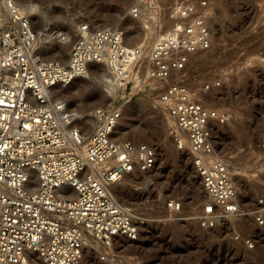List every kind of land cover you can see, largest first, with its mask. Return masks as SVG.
I'll return each instance as SVG.
<instances>
[{
	"label": "built area",
	"instance_id": "built-area-1",
	"mask_svg": "<svg viewBox=\"0 0 264 264\" xmlns=\"http://www.w3.org/2000/svg\"><path fill=\"white\" fill-rule=\"evenodd\" d=\"M141 1L157 16L154 40L129 44L122 29L86 22L64 61L37 59L31 15L20 0H0V264H87V248L97 250L91 239L109 249L115 238H140L153 219L122 199L117 186L152 172L158 153L150 142L115 135L125 104L139 96L160 107L181 135L175 147L187 151L208 195L198 224L212 229L248 214L215 142V126L229 113L206 101L213 84L197 90L190 79L194 57L214 41L211 5L177 2L164 25L157 0ZM141 13L139 3L129 11L134 19ZM92 63H104L117 88L110 105L90 111L94 124L85 134L86 125L50 90L89 77ZM165 204L169 214L163 220L184 219L178 198ZM251 214L264 225L262 208ZM242 240L255 245L252 238Z\"/></svg>",
	"mask_w": 264,
	"mask_h": 264
},
{
	"label": "rangeland",
	"instance_id": "rangeland-1",
	"mask_svg": "<svg viewBox=\"0 0 264 264\" xmlns=\"http://www.w3.org/2000/svg\"><path fill=\"white\" fill-rule=\"evenodd\" d=\"M32 1L39 5V10L45 9L49 3L57 4L63 17L60 20L49 19L45 12L37 13L36 16L40 17L33 20L35 28L39 24L45 28L44 24L50 21V26H62L72 32L81 18L89 24L97 23V19L101 18L124 32L130 27L142 30L144 26L142 18L134 19L129 14V8L137 0ZM180 1L157 0L164 25L170 23L169 10ZM208 2L213 9L215 37L210 48L201 50L194 57L193 78L190 76V79L197 90L207 82L213 84L207 92L206 101L210 106L226 109L229 113L225 123L215 126V142L230 167H235L240 173L235 181L242 208L248 214L239 219L221 220L212 229L198 224L196 216L208 196L200 187L202 183L191 158L187 151L175 147L179 134L174 123L160 107L139 96L134 100L143 103L139 105L144 112L140 117H150L151 126H146L145 136L131 135L126 138L153 144L157 149L158 164L156 170L141 179L134 182L128 180L129 185L119 184L117 193L126 202L141 207L154 221L142 229L138 240L132 241L134 248L131 250L126 251L122 246L125 241L118 238L113 243L111 258L105 253L102 256V251L97 248L98 252L91 250L93 258L95 256L100 264H264V225H258L251 214L257 208L264 210V0ZM101 19L98 23H102ZM146 32L144 36L151 42L157 29ZM43 37L41 41L52 43L53 47L58 45L53 39ZM63 54L64 48L63 52L53 53L55 58L61 59H64ZM217 82L220 85H215ZM103 99L100 95L94 97L89 111L95 106L106 105ZM137 121L140 122L139 119ZM168 172L174 174L173 181L162 177ZM133 187L141 189L135 191ZM120 188L134 192L133 197L121 194ZM147 196L152 201L150 205L143 202ZM168 198H178L182 202L181 216L185 220H163L169 214L165 204ZM236 234L241 239H236ZM247 237L254 240L253 248L242 240ZM88 260L87 264H90Z\"/></svg>",
	"mask_w": 264,
	"mask_h": 264
},
{
	"label": "bare ground",
	"instance_id": "bare-ground-1",
	"mask_svg": "<svg viewBox=\"0 0 264 264\" xmlns=\"http://www.w3.org/2000/svg\"><path fill=\"white\" fill-rule=\"evenodd\" d=\"M137 3L141 4L142 13H141V16L139 18H142V20H144V21H142V22H144V26H143V28L141 27L142 30H138V31H137V29H134L131 27L128 29V27H127L128 30H126L125 36H126V40L129 44H136V43H139L141 41L147 42L146 39H148V38H147V36L146 37L144 36L145 34H147L146 31L155 29V25H154L155 19L154 18H156L157 16L153 15V13H154L153 9H152L153 7L151 5H147L145 2H143L141 0H137ZM20 4H21L22 9L31 15L32 20H34L36 17H40V16H36L37 13L39 14V13H44V12L47 15V17L45 15L44 16L46 18H49V19L55 18L56 20H60V17L63 18L61 16V14H59V13H61L60 12V6H58L57 4H55L53 2L49 3V5L45 9L43 7V10L41 8H40L41 10H39V5L35 2H33L32 0H20ZM101 14L104 16L103 13H101ZM100 19H97V23H91L92 26H94V27L103 26V27L118 28L115 24L103 22L102 19H101L102 23H100V21L98 23V20H100ZM81 20H83V19L81 18L80 22H77V24L74 25L75 27L73 28L72 32L63 29L62 26H59V27L58 26H50L49 25L50 21L48 23L44 24L45 28L43 27L42 24L37 25L38 28H36V29L38 32V41H37V45H36V49H35L36 58L37 59H46V60L55 58L56 55H53V53L63 52V48H64V54H63L62 58H64L63 60L66 61L68 58L70 46L73 44L75 37H76V34H77L79 28L81 27V24L86 23V20H84V21H81ZM130 20L131 19H129V21ZM42 21H45V20H42ZM104 21H105V19H104ZM95 22H96V20H95ZM128 26H130V25H128ZM47 30H51V31L46 32ZM144 31H145V33H143ZM59 34H64L65 38L61 39V36ZM42 35H44L43 38H45V39H53L54 41H56L58 43V45L53 47L52 43L49 44L47 41L46 42L41 41L40 38H42ZM143 36H144V39H143ZM65 51H66V53H65ZM74 85H77V87L75 88ZM73 87L75 89H73ZM116 88H117L116 80L113 77V75L107 70L106 65L104 63H92L89 77H87V78H76L69 85H63L61 83H57L54 87L51 88L50 94H51V98L53 100H59V101L67 104L68 109L70 111H72L74 117L77 120V123L80 125H86L85 134H87L88 132L91 131L92 126L94 124V119L91 116V112L89 111V108L91 107L90 105L93 103V101H92L93 98L96 97L97 95H100L101 97H103L105 99L106 106L110 105L113 101L114 96H115ZM142 104L143 103L141 101H138V100H132V101H129L125 104V106L123 108L122 118L119 120L118 126L115 130L116 137L126 138V137H129L131 135H133L134 137H137L138 135H140V136L146 135V133H147L146 126H147V128L149 126H151L152 120L149 119L150 117H147V116L146 117L143 116L144 118L140 117L144 113L142 111V108L141 107H140L141 109L139 108V105H142ZM140 118H142V119H140ZM136 119H139L140 122H138V121H137L138 123L135 122ZM168 119L170 122H173L172 119H170L169 117H168ZM125 123H127V125ZM136 140H138V139H136ZM157 164H158V161H157ZM229 168H230V171L233 174V177L235 180L237 178L238 174H240V173L237 171V169L235 167H230V165H229ZM154 170H156V168ZM157 173H159V172H157ZM155 174H153V175H155ZM196 175H198V174H196ZM164 176L166 177L165 180L169 179V180L173 181L174 174L172 175L171 172H168V173L162 175V177H164ZM198 178H200V177H198ZM200 181H201V179H200ZM200 187L203 190L204 194L207 195L202 184L200 185ZM128 189H127V191H128ZM238 189H239V187H238ZM119 192H121V194L123 193L124 195L128 194L129 196H132V197L134 195V192H126L123 188H120ZM239 196H240V193H239ZM143 202H145L146 204H149V205L152 203L149 196H147ZM241 206H242V204H241ZM237 219H239V218H237ZM182 220H185V219H182ZM227 220H229V219H227ZM147 224H149V223H147ZM146 225H144V227ZM119 239L125 241V243H122V246L124 245L123 248L126 251L134 248L131 243H132V241H136V240H129L126 237H118V240ZM89 245L96 247L98 250L102 251L103 253L108 254V256L110 255L109 256L110 258L113 257V254H112L113 245L109 249L104 247V246L101 247L100 244L95 239H91L89 242ZM125 245H126V247H125ZM91 250H93V249L90 247L87 248V251H88L87 256H86L87 260L89 258L88 261H91L90 264H100V262H97L94 259L95 256L93 258L92 254H91ZM98 250H96V251L98 252ZM114 258H112V260ZM38 264H43V263L39 262Z\"/></svg>",
	"mask_w": 264,
	"mask_h": 264
}]
</instances>
